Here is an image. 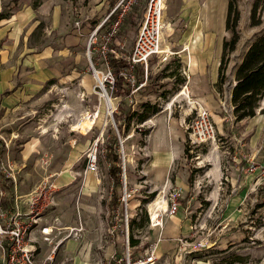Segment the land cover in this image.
<instances>
[{"label": "rangeland", "instance_id": "obj_1", "mask_svg": "<svg viewBox=\"0 0 264 264\" xmlns=\"http://www.w3.org/2000/svg\"><path fill=\"white\" fill-rule=\"evenodd\" d=\"M102 1L104 0H39V2L0 0V14L6 16L0 19V48L4 49V53L14 52L15 55L28 59L32 56L31 49L35 46L38 51L36 53L49 54L50 67L57 71L56 76L45 83V87L53 89L52 92L46 94L48 99L41 102V106L43 105L45 109L40 114L47 118V121L59 119L57 128L51 125L43 128L47 137V148H50V145H58L64 151L75 148L82 154L78 163L81 166L83 164L85 170L88 164L87 156L98 140L97 157L100 171L98 174L94 172L92 174L101 181L98 183V195L101 194L99 189L106 192L111 185L103 146L111 137V127L119 135L120 153L122 155L124 152L127 164L130 198L127 212L122 201L119 211L123 212L124 209V214H128L129 238L132 233L139 243L135 247L128 245L126 224L116 218L113 225L116 246L118 245L119 249H98L101 264H113L111 255L114 250H117L116 256L123 257L128 246L131 257H143L147 250L152 248L151 243H156L157 249H161V245H163L162 249H188L180 253L176 251L177 253L171 254L169 259H165L162 255L158 264H212L213 259L221 256L217 252L227 247H231V253L245 257L243 262L236 264H264V116L256 114L255 118L235 127L233 131L227 130L220 134L217 130L215 141L198 145L190 142L189 131L185 129V120H189L194 115L198 105L191 109L182 122H180L181 115H178L177 128L165 126L163 131L155 130L153 135L151 134L154 122H147L151 117L139 121L138 117L134 116L122 137L113 113L118 112V104L124 98L117 95V88L112 91L104 81L105 92L111 98L113 105L111 109L107 106V98L103 95L105 92L100 88V80L95 75L94 69L99 71V75L108 69L103 64L104 61L100 62V65L93 63L92 57L96 52L94 49L89 52L88 47L94 22L99 21L98 26L109 13L108 9L100 5ZM179 1L167 0L166 21L177 8L180 10ZM252 3L253 0H238L241 12L239 23L241 39L238 44L240 52L246 48L255 34L264 28V10L262 25L251 26ZM231 35L229 31L228 37L230 38ZM9 39H12L11 42ZM5 41H8V45L4 43ZM85 68L90 69V74L79 75L78 73ZM262 104L264 105V101L260 105ZM124 107L125 112H133L131 111L133 106L129 108V104H124ZM187 107L191 108V105ZM141 108L140 104H136V109ZM179 109L182 107L180 106ZM45 110L51 116H46ZM182 114L184 115V111ZM85 115L94 118L92 126L88 130L75 129L74 126ZM161 132L164 135L166 132L169 135L173 134L174 137L169 138L167 142L158 141L157 134ZM53 137L57 141H54ZM71 141L74 146H71ZM162 144L178 152L183 151L182 158L188 168L192 169L193 184L198 188L197 191L200 190L197 194L199 198L197 203L194 201L189 203L185 196L180 198V209L176 217L182 220L179 222L182 227L177 233L174 232L175 230L172 231L173 227L166 228V221L170 218L168 215L164 216L162 228L149 227L148 208L160 192L165 199L166 189L162 187L156 191L152 190L146 174L149 172L152 150H157ZM215 158L221 160L222 164L218 165L216 177H211L210 180L207 175L209 171H215L210 165ZM34 160L33 168L37 171L39 162L43 161L44 164L47 159L37 157ZM252 168L255 170L252 171ZM251 172H256L253 191H247L248 200L240 201L238 198L243 190L241 181ZM196 179L200 181L196 182ZM42 183L43 181L37 186ZM118 191L121 192L122 197L123 186ZM211 195L220 201L215 203L201 200ZM90 196H92L91 192ZM232 197H236L237 200H232ZM103 200L105 199H100L98 206H102ZM52 206L54 205L45 208L43 213ZM86 211L89 216V210ZM105 211V214L103 210L99 213L100 219L108 215L106 209ZM76 214L78 215L77 207ZM192 225H194L193 229ZM104 228H108L107 223ZM105 235L100 236V242H108L109 237ZM198 241L206 242L208 248L201 251L194 250L197 249L195 246ZM145 243L149 244L148 249L144 246Z\"/></svg>", "mask_w": 264, "mask_h": 264}, {"label": "crops", "instance_id": "obj_2", "mask_svg": "<svg viewBox=\"0 0 264 264\" xmlns=\"http://www.w3.org/2000/svg\"><path fill=\"white\" fill-rule=\"evenodd\" d=\"M117 2L118 0H104L100 5L108 9V15L115 11L118 19L120 10H115ZM146 2L147 0L139 2V10H134V16L125 23L122 34L118 37L114 36L111 42L116 47L110 49L113 57L118 63L120 59L125 62L127 71V57L135 43ZM179 2L181 3L180 10L177 8L167 21L165 16L162 47L170 51L169 56L167 59H162V55L152 56L147 70L144 65L137 64L132 72L137 75L139 83L144 82V85L135 93L130 91L127 95H120L124 98L121 103L123 106L129 104V108L133 106L131 111L139 110L136 109V104H140L141 107L146 102L158 105L159 111L152 114L147 121L154 122L151 135L155 130L163 131L165 126L177 128L178 115H181L180 122H182L191 109L198 105L210 111L220 134L227 130L233 131L235 127L257 116L237 121L233 113L232 91L237 82L236 70L249 44L241 52L237 45V48L230 54L225 71L226 81L219 86V68L224 41L229 39V30L226 27L228 0H180ZM98 22H94L93 27H96ZM107 27L99 30L100 41L93 46L96 52L94 57L96 64L100 65V62L104 61L103 64L107 66V69L110 68L115 73L117 67L109 64L105 53L96 50L102 42ZM101 32L102 35H100ZM11 40L9 39V42ZM7 42L4 43L8 45ZM31 50L32 56L23 59L14 52L13 54L4 53V49L0 48V157L4 162L12 164V176H7L1 168L0 161V192H3V195L0 194V203L3 208L10 209L17 205L22 210H27L29 198L39 186H37L38 183L42 181L43 183H55L57 186L56 204L42 214L41 221L35 225L31 233V239L34 241L29 242L39 249L41 257L56 247L58 263L65 261L66 264H101L98 249H119L118 245L116 246L115 226L111 224L112 219L108 206L113 190L112 181L108 174L111 185L106 192L99 189L101 194L98 195L100 178L95 174L93 176V172H83L85 171L83 164L81 166L78 163L82 157L80 152L73 147L64 151L58 145H50L53 148L50 146L47 148V137H45L43 128L50 125L57 128L59 119H52V122L47 121V118L40 114L45 109L43 105L41 106V102L47 100L46 94L52 92L53 89L45 87V83L56 76L57 71L50 67L48 53H36L38 51L35 46ZM118 69L119 72L126 71V68L118 67ZM86 73L90 74L89 68L81 70L78 74ZM190 105L191 108H188L187 106ZM180 106L183 110L179 109ZM256 114H261V110H257ZM45 115L51 116L46 110ZM167 132L165 135L163 132L157 134L158 141L167 142L169 138L174 137L173 134L169 135ZM73 135H75L74 132ZM53 140L57 141L54 137ZM73 141H71V146H74ZM182 155L183 151L178 152L165 147L164 144L160 145L157 150H152L149 172L146 173L147 180L152 190L156 191L162 187L164 189L177 188L182 191L189 203L193 201L197 203L199 200L197 194L200 190L197 191L198 188L193 184L192 169L188 168ZM37 157L47 160L44 164L43 161L39 162V170L36 171L33 165ZM220 164L222 161L216 158L210 163L215 170L208 172L207 176L210 180L211 177H216L215 174ZM255 173L251 172L247 174L245 180L242 179L241 189L243 190L238 198L240 201L248 200L247 191H253ZM197 181L200 180L196 179ZM100 199H105L102 206H98ZM231 199L237 200L236 197ZM201 200L215 203L220 201L212 195ZM105 209L108 215L100 219L99 213L103 210L105 214ZM86 210H89V216ZM176 216H170L166 221V228L173 227L172 231L175 230L174 232L177 233L182 227L179 223L182 220ZM80 222L84 226L82 236L80 238L67 237L69 229L78 227ZM106 223L107 229L104 228ZM43 228H48V231L44 233ZM191 228L193 229L194 225ZM150 229L154 228L150 227ZM104 234L109 237L107 243L99 241L100 236ZM44 236L50 237L51 243L45 241ZM150 245L155 247L156 243ZM135 246L137 245L133 247ZM162 246L161 249H157L156 245L159 260L162 255L165 259H169L171 254L177 253L176 251L180 253L188 250L162 249ZM116 251L114 250L111 256H116Z\"/></svg>", "mask_w": 264, "mask_h": 264}, {"label": "built area", "instance_id": "obj_3", "mask_svg": "<svg viewBox=\"0 0 264 264\" xmlns=\"http://www.w3.org/2000/svg\"><path fill=\"white\" fill-rule=\"evenodd\" d=\"M136 0H118L116 9L120 10L118 19L109 24L106 31L103 34L102 42L96 50L105 53L109 49V44L112 42L114 36L119 30L120 22L124 15L128 13L132 5ZM165 11L166 0H147L144 7V12L140 26L138 29L137 37L133 45L130 55L127 57L128 71H122L121 74L131 84V93H135L144 82L138 83L135 74L132 72L137 64L144 65L145 69H148L150 58L154 55H162V59H167L170 51L165 50L162 47L163 31L165 27ZM112 11L91 33L89 38V52H91V45H96L99 41V30L103 27L106 21H108ZM95 70V69H94ZM99 74V71L95 70ZM102 82L106 81L109 88L114 91L116 88V76L112 69L108 68L106 72H103L100 76ZM100 82V81H99ZM101 90L102 87L100 86ZM194 115L190 113L191 118L185 120V129L189 131V140L192 144H203L209 141H215L217 135V127L212 119L210 111L202 106L195 109ZM113 112V111H112ZM111 112V113H112ZM98 140L93 150L88 154V164L85 169V173L94 172L99 173L100 168L98 166ZM123 142L121 140V146ZM122 184L123 195L121 201L124 203L126 212L130 203L128 193V181H127V164L125 161V154L122 152ZM1 168L7 173V176H12V164L7 161L4 162L0 157ZM9 165V166H7ZM255 170L254 168L251 169ZM56 192L57 186L53 182H45L39 185L31 194L29 198V206L27 210H22L20 207L13 206L10 209L3 208L0 203V264H66V262H57V249H50L45 256H39V249L33 247L31 244L34 240L31 239V233L36 224L41 221L43 210L50 205L56 204ZM3 195V192H0ZM164 196L167 201V208H157L156 220L153 218V213L148 208L149 213V227H163L164 216L176 215L180 209V198H183V193L177 188H167L164 191ZM29 217V218H27ZM129 218L128 214H125V224L127 233V243L129 245ZM114 227V226H113ZM84 229L83 223L80 222L78 227L70 228L67 232V237L80 238ZM48 228H43V232L46 233ZM45 241L51 243V239L48 236H44ZM29 241H32L31 243ZM193 243V242H192ZM191 243V244H192ZM194 250H206L208 245L206 242L198 241ZM114 264H157L159 261V255L157 253L156 246L147 250V253L143 257L133 258L130 256L129 246L127 252L123 257L113 255Z\"/></svg>", "mask_w": 264, "mask_h": 264}, {"label": "trees", "instance_id": "obj_4", "mask_svg": "<svg viewBox=\"0 0 264 264\" xmlns=\"http://www.w3.org/2000/svg\"><path fill=\"white\" fill-rule=\"evenodd\" d=\"M143 0H136L132 5L131 10L126 13L120 22L119 30L116 33L117 37L122 34L125 23H127L132 16H134V10H139V2ZM39 2V0H35ZM264 10V0H253L251 7V26H260L263 23L262 13ZM6 16L0 14V19ZM241 19V12L239 9L238 0H228V12L226 19V27L232 33L229 39L224 41V50L221 58V64L219 68V80L218 85L221 86L226 81V69L229 63L230 54L237 48V45L241 39L239 23ZM117 20L116 12L114 11L108 21L105 22L103 27L108 26ZM96 28L95 26L93 27ZM115 35V37H116ZM114 37V38H115ZM93 44L91 49H93ZM116 48L114 44H109V49L106 52V57L110 65L116 66V88L117 95H127L131 91V84L125 80L119 68H126L127 65L121 59L119 63L116 58L113 57V53L110 49ZM93 63H96L95 57H92ZM136 82L138 80L137 75ZM236 84L232 91V103L234 106L233 113L237 121L244 120L246 118L254 117L256 115V109L260 106V101L264 97V28L255 34L254 38L249 43L248 49L243 57L242 62L236 70ZM125 107L122 103L118 104V112H114L115 122L119 131V134L123 137V133L130 124L132 117L137 116L139 121L149 119L152 114L159 111L157 104L149 102L142 104L141 111L136 110L133 112H125ZM261 114L264 116V108L261 109ZM111 137H109L103 146L104 157L108 164V174L111 178L113 190L109 199L110 217L112 223L115 218L119 217L121 222L124 224V209L123 212L119 211V205L121 200V192L118 191L122 188V155L120 153V139L119 135L114 129L110 130ZM134 222V221H133ZM132 222V223H133ZM130 246L137 245L139 240L134 238L133 234L130 233L129 238ZM144 246L148 247L149 244L145 243ZM231 247L219 250L217 253L221 256L216 257L212 260V264H236L243 262L245 257L240 254L231 253ZM135 258V257H133Z\"/></svg>", "mask_w": 264, "mask_h": 264}, {"label": "bare ground", "instance_id": "obj_5", "mask_svg": "<svg viewBox=\"0 0 264 264\" xmlns=\"http://www.w3.org/2000/svg\"><path fill=\"white\" fill-rule=\"evenodd\" d=\"M100 76V75H99ZM100 82H102V79H100ZM101 85V84H100ZM107 98V97H106ZM107 106L111 109L112 108V102H111V98H107ZM95 120H92V118L88 117V116H84L76 125L75 128H84L86 130H88V128H90L93 124ZM167 203V201H166ZM165 203V200L163 198V194L162 192L159 193V195L156 197V199L154 200V202H152V205L150 206V209L153 213V218L154 220H156V213H157V208L161 207L166 209L167 205Z\"/></svg>", "mask_w": 264, "mask_h": 264}, {"label": "water", "instance_id": "obj_6", "mask_svg": "<svg viewBox=\"0 0 264 264\" xmlns=\"http://www.w3.org/2000/svg\"><path fill=\"white\" fill-rule=\"evenodd\" d=\"M94 73H95V75L97 76L98 80H100L99 74L96 73L95 70H94ZM100 84H101L102 89L104 90L103 92H105V88H104L103 82H100ZM103 95L106 96L107 98H109V96L106 94V92L103 93ZM263 101H264V97H263V99L260 101V104L263 103ZM262 108H264V105H263V104L260 105V106L256 109V112H257V110L260 111Z\"/></svg>", "mask_w": 264, "mask_h": 264}]
</instances>
